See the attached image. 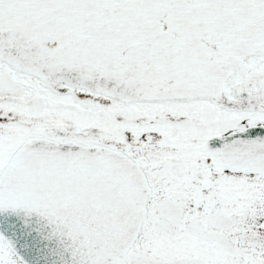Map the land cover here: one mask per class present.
<instances>
[{
  "label": "snow or ice",
  "instance_id": "6c2138e0",
  "mask_svg": "<svg viewBox=\"0 0 264 264\" xmlns=\"http://www.w3.org/2000/svg\"><path fill=\"white\" fill-rule=\"evenodd\" d=\"M0 264H264V0H0Z\"/></svg>",
  "mask_w": 264,
  "mask_h": 264
}]
</instances>
